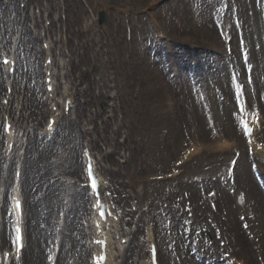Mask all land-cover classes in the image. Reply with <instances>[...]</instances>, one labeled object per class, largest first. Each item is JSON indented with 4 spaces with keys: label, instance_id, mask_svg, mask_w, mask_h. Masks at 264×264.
I'll use <instances>...</instances> for the list:
<instances>
[{
    "label": "rangeland",
    "instance_id": "rangeland-1",
    "mask_svg": "<svg viewBox=\"0 0 264 264\" xmlns=\"http://www.w3.org/2000/svg\"><path fill=\"white\" fill-rule=\"evenodd\" d=\"M36 2L40 5L35 3L34 7L30 8L28 3L20 6V1L15 0L20 10H27L26 21L28 10L33 12L39 10L41 17H37L35 21L41 20L38 21L41 26L45 20L53 19L55 32L57 29L60 31L61 50L58 47L56 49L57 60L61 64L58 68L59 94L62 87L60 75L62 67L64 71L69 70L66 75L69 87L73 85L72 83L80 84L78 85L80 88L87 85L79 80L80 68H87L95 77V80L89 81L92 88L88 94L77 96V104L84 110L81 124H84L83 129L91 130L94 125L95 128L98 125L100 133L103 134L104 144H101L100 150L95 149L101 162L100 170L105 174L104 167L120 166L121 169L115 173L117 177L115 184L132 195L136 191L141 199L142 208L149 206L144 220L145 223L150 222V225H154L159 235L163 264L174 263L167 246L174 245L175 242L180 257L179 261L176 257L177 264H207L205 259L197 261L189 254L185 232L189 227L193 230L200 229L202 224L207 223L208 213L224 221L222 222L226 229L224 236L235 232L240 237L244 231L239 215L251 211L250 214L256 218L251 221L259 236L257 243L262 246L263 251L260 252L264 256V192L253 175L251 159L238 128V114L228 70V67L232 70L233 66L239 68L241 64L243 65L240 40H244L247 43L244 46L250 48L254 64V80L252 84H248L247 93L249 99H252L255 106H259L264 114V20L261 0H236V6H239L245 20L242 33L241 26H237L233 19L236 13L221 11L223 0H36ZM42 3L49 10L44 11L41 8ZM234 4L232 2L230 6ZM101 10L107 16V22L103 25L97 21ZM241 11L238 16L242 24ZM2 15L0 12V16ZM93 17H97L95 23L89 24ZM21 18L22 20L26 18L25 13ZM4 22L2 17L0 25L2 26ZM128 24L132 28L131 38L127 37ZM219 24L224 30L228 27L234 30L232 53L226 46L228 43L225 42V33L218 30ZM85 28L90 33L85 32ZM4 29L6 30V24ZM159 33L166 39L159 40L156 37L160 35ZM186 40L190 44H199L204 50L199 57L201 73H194L199 74L198 80L203 85L198 82L194 84L191 75L186 72L192 60L182 53V50H186L184 46H188L184 44ZM79 42L84 45L80 46ZM39 46L40 39L37 40V47ZM171 54L173 55L170 56ZM218 56L219 69L213 72V64ZM81 57L82 60L78 63ZM174 58L178 62H174ZM94 63L99 64L98 67L95 66L96 69H93ZM37 68L39 70V65ZM168 68L174 71L177 88L172 84ZM124 71L127 76L136 77L138 82L126 95L122 85L118 83V78L116 80L117 76H123ZM211 72H213L211 76L214 77L209 78ZM185 74H188V77ZM38 75L41 82V71ZM30 79L37 85V78ZM38 86L41 92L44 91L43 86L40 84ZM1 87L3 89H0V98L5 93L3 84ZM101 89L108 91L110 95H119L117 98L107 96L106 103L91 101L93 92ZM200 91H204V98L201 97ZM113 105H116L117 109L110 112ZM103 108L106 111L102 115L97 114L98 110ZM78 115V111L75 110L68 117L78 118ZM46 116L42 123H45ZM115 127H118L116 132ZM124 130L133 138L124 140L122 135ZM83 132L84 135L88 134L87 131ZM262 135L264 136V130ZM224 138L232 139L240 144L239 148H244L236 168L237 184L226 185L224 179L225 166L234 154L233 149L217 151L215 148L219 144L218 141ZM87 139L90 140L88 137ZM78 141L80 143L76 145V153L80 160L82 143L79 138ZM189 145L193 147L200 145L199 147L204 149L181 166H176L174 172V163ZM206 145L209 147L205 148ZM210 146H213L214 150ZM134 147L139 153L121 162V158H126L124 149L130 150ZM3 151L4 142L0 137V152ZM58 151L60 156L63 149ZM105 154L110 155V162L104 160ZM70 155L72 156L73 152H70ZM14 169L12 166L10 177L11 175L13 177ZM172 173L176 176L174 179L171 178L172 180L156 179L157 176H168ZM51 178L54 179L55 176L52 174ZM213 178L217 180H212ZM250 185L255 187L261 206L256 205L254 194L249 189ZM214 190L220 209L219 215L217 210L211 212L212 209L208 211L203 209V206H208L206 199L208 193L211 194ZM243 192L246 193L249 206L241 205L239 202V196ZM186 196L192 204L199 205L194 208L198 219L193 218L197 227L186 211L181 213V210L179 212L172 206H166L169 200L181 199L183 205L187 200ZM58 214L59 212L53 213V216ZM213 235L215 236V232ZM244 238L247 239L245 236ZM215 239L219 243L218 239ZM245 240H238L234 254L240 257L246 254L250 259L249 264H260L251 252L254 249L253 244ZM217 243L216 247L219 249ZM68 245L64 246L65 252L71 249ZM144 249L145 246H142L137 253L140 251L144 253ZM215 253V264H224V260H220L221 251L216 250ZM71 254L72 251L68 256ZM42 259L45 262L44 257ZM74 264H79V261Z\"/></svg>",
    "mask_w": 264,
    "mask_h": 264
},
{
    "label": "bare ground",
    "instance_id": "bare-ground-1",
    "mask_svg": "<svg viewBox=\"0 0 264 264\" xmlns=\"http://www.w3.org/2000/svg\"><path fill=\"white\" fill-rule=\"evenodd\" d=\"M11 14V13H10ZM15 19V18H12ZM23 29V28H22ZM85 32L90 33L88 29H84ZM20 48L22 47L23 50H25V46L23 44H19ZM31 49L28 48L27 51H30ZM93 69H96V67L99 66V64L94 63ZM118 66V65H117ZM169 75L172 77V84L175 88H177V84L174 82V75L171 70H168ZM28 73V70H27ZM28 75V74H27ZM92 78V74L89 73L88 69H85L81 71L80 74V81L87 83V85L80 90V95H85L88 94V92L91 90V84L89 81ZM118 78V83L122 85V89H124L125 95L127 94L128 90H133V88L137 85V78L136 77H131L127 76L125 74V71L123 73L122 77H116V80ZM140 82L141 80L138 79ZM57 89V87H56ZM55 89V90H56ZM63 93H65V98L70 97L74 98L77 100V97L73 95L74 89L78 90V86H71L69 88L66 83H63L62 87ZM25 97L23 99V108H22V114H21V122L25 120V117H30L32 118V121L38 120L41 122V118H43L44 114L46 111L48 112V109L46 108L45 102L42 100V98H39L38 93H36V89L30 87L26 88V84L23 88ZM79 91V90H78ZM76 91V92H78ZM119 94H116L113 96L114 98H117ZM110 96L108 94V91H104L103 89L98 90V92H93L92 97L90 98L91 101H94L96 103H106V97ZM12 100H14V95H12ZM55 100V99H54ZM53 100V102H54ZM65 101V100H64ZM129 101V100H128ZM133 101V100H132ZM131 101V102H132ZM64 103V102H63ZM57 105V103H54ZM64 107V105H63ZM30 110L29 112L27 110ZM117 106L113 105L111 106V111H116ZM106 110L103 108L99 110L97 113L102 115ZM79 113V112H78ZM186 121L187 118L184 115ZM63 119V118H62ZM61 119V120H62ZM67 120V119H65ZM108 122V120L106 121ZM188 122V121H187ZM80 121L75 120L71 121L69 120L68 127L65 125L64 127L62 126V134L61 136L55 137L54 142H49L46 143L44 141L40 142L36 139L35 134H27L26 137L27 139L23 141V145L25 144V153L24 155H17L16 152L15 154L7 153V151H4V156L0 154V161L2 158H4L7 162L9 161L10 164L13 163V161L17 160L20 163V168L23 171V175L21 176L20 180H17V183L14 186V191L17 190V186H22L27 190L25 191L28 200H30V214H32L33 220L38 223V226L41 223V220L44 218H47L48 215L52 216L53 213L56 212L55 209L57 210H66L68 209H73V207H76L78 214L87 215L88 213L92 214V210L90 212L88 211L87 207V194L86 190L83 187H78L76 184V181H73V178L79 177V175L82 173L81 167H80V162L79 160L77 161L76 159V151L73 152V155L71 156L69 153L72 152L70 145L71 143H77L78 138H82L84 136L83 129H78L77 126L79 125ZM256 127H259V123L256 124ZM28 127V131H29ZM96 130L98 131V127H96ZM33 131H36L35 129ZM189 131V130H188ZM257 131L254 132V136L257 137ZM130 139H132V136H129ZM73 138V141H70V139ZM76 138V139H74ZM76 142H75V141ZM224 143L222 144V147L225 148H230V146L234 143L233 140L229 139H224ZM17 146V138L15 141V150ZM63 149V153L59 156L58 154L53 155L55 153L56 148ZM74 146V145H73ZM60 152V151H59ZM139 153L136 147L131 148L129 150V156L132 157L134 154ZM258 153L261 154L262 158V153L263 151H259ZM195 153H192L191 151L187 153L186 158H190L191 155ZM17 157V158H16ZM53 158V159H52ZM106 158L109 160V155H106ZM105 158V159H106ZM106 159V161H107ZM107 170L109 171V175L112 177L113 172L116 171L115 168H110ZM54 174L55 177H57L56 182L53 183H48L49 186H47L45 195L43 194L42 196L37 195V189L40 187L41 182L45 180V182L50 179L51 175ZM1 175V174H0ZM71 175V176H70ZM3 179L1 180V185L8 184L10 181V177L7 175V173H3ZM0 176V177H2ZM67 176V177H64ZM59 178V179H58ZM71 184L68 185V187H65V184ZM252 193L254 194L255 197V202L257 206H261V200L258 198V193L256 192V189L252 187ZM23 195V194H22ZM32 204H33V210H32ZM134 205V204H133ZM80 216V218H82ZM86 219V218H84ZM74 220H71L69 224H67L66 229L64 230V237L69 236L71 237V233L73 232L71 229L73 228L70 226L73 224ZM264 225V223H263ZM113 234L116 236L117 233H120L119 230H117L118 224L113 223ZM75 229L77 235H82L84 232H81V227H77ZM150 231L147 235L149 240H152L155 238V233L153 228L149 227ZM67 231H70L69 233ZM153 232V233H152ZM29 234L32 235L31 228L29 227ZM33 235L34 237L30 236L31 243L28 242V247L30 250V256L26 259L27 264H43L44 261L42 257H44L45 249L42 247V244H47L48 240L50 239L51 235H46L41 229L37 228L35 224H33ZM244 234H242L243 236ZM27 236V232H26ZM128 237L130 236L131 239L135 238V233L132 232H127L125 229L123 230V233L121 237ZM115 238V237H114ZM77 239V238H76ZM69 241H73L72 238L69 239ZM77 242H80V238H78ZM133 242V241H132ZM7 243L6 238L0 237V247L4 244ZM150 243V241H149ZM50 244L48 243L47 246ZM112 245V243H111ZM133 247L140 246L141 243L138 241L137 243L134 242L132 244ZM131 245V247H132ZM122 244L116 242V245L114 248H111V253H110V258L107 262V264H115V261L117 260L118 256L115 255V250L119 251L122 248ZM132 247V248H133ZM81 249H88V245L86 242L82 244ZM149 257V255H148ZM66 257L64 255H61L59 264L66 263L65 261ZM68 264V263H66ZM145 264H149V260L145 261ZM159 264L161 262L159 261Z\"/></svg>",
    "mask_w": 264,
    "mask_h": 264
}]
</instances>
